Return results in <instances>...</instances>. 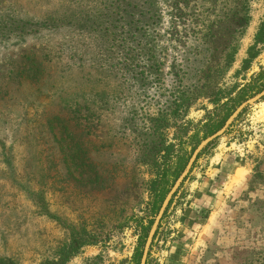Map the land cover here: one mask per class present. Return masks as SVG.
Here are the masks:
<instances>
[{
  "label": "rangeland",
  "instance_id": "rangeland-1",
  "mask_svg": "<svg viewBox=\"0 0 264 264\" xmlns=\"http://www.w3.org/2000/svg\"><path fill=\"white\" fill-rule=\"evenodd\" d=\"M262 22L264 0H0V261L136 264L140 219L264 82ZM228 128L145 264H264V97Z\"/></svg>",
  "mask_w": 264,
  "mask_h": 264
},
{
  "label": "water",
  "instance_id": "water-1",
  "mask_svg": "<svg viewBox=\"0 0 264 264\" xmlns=\"http://www.w3.org/2000/svg\"><path fill=\"white\" fill-rule=\"evenodd\" d=\"M261 97H264V90L260 91L259 93L255 94L254 96H252L251 98L247 99L246 101H244L243 103H241L232 113L231 115L226 119V121L224 122V124L222 125V127L220 129H218L216 132H214L213 134L209 135L208 137H206L204 140H202L197 147L194 149V151L192 152L190 158L187 161V164L184 168V170L182 171L181 175L178 177V179L176 180V182L174 183V185L171 187V189L169 190L168 194L166 195V197L164 198L160 209L157 213V215L155 216V219L153 221V224L150 228V231L148 233V236L146 238L143 250H142V256H141V260H140V264H145L146 262V257H147V253L150 247V243L152 241L154 232L158 226V223L165 211V208L170 200V198L172 197V195L175 193V191L178 189L179 185L182 183V181L184 180V178L187 176V174L189 173L198 153L201 151V149H203L209 142H211L213 139L221 136L224 134V132L226 131V129L228 128V126L231 124V122L234 120V118L238 115V113L242 110L243 107H245L246 105L249 104H253L256 101H258L259 99H261Z\"/></svg>",
  "mask_w": 264,
  "mask_h": 264
},
{
  "label": "trees",
  "instance_id": "trees-1",
  "mask_svg": "<svg viewBox=\"0 0 264 264\" xmlns=\"http://www.w3.org/2000/svg\"><path fill=\"white\" fill-rule=\"evenodd\" d=\"M167 9L169 10L170 15L174 16L175 18H177V15H176V14L181 13V11H179V9H178V7H177V4H176L175 2H173V1H171V2L168 3V5H167ZM178 11H179V13H178ZM246 15H247V14H245V16H246ZM244 19H247V18H244ZM244 22H245V24H246L247 21L244 20ZM243 26L245 27L246 25L243 24ZM243 26L241 25L240 28H244ZM262 32H264V22H262L261 27H260V29H259V31H258L256 37L259 36ZM203 86H204V88H205V87H206V88L209 87V85H208L207 83H204ZM262 89H264V82L258 81L256 84L252 85L247 91H244V90H243V91L241 92V94H240V98L238 99V101H237L235 107L230 108L229 111H228V112H227V113H226V114H225V115H224L219 121H217L216 123H214V126H213V128L211 129L210 133H214L215 131H217L218 129H220V128L222 127V125L224 124V122H225V120L228 118V116L232 113V111L236 108V106H238V105L240 104V101L244 100L247 96H252V95H254L255 93L261 91ZM221 92H222V90H220V89H217V90H216V92H215V94H214V103H215V104L217 103V101L220 100V98L223 97L222 94H221ZM223 94H224V91H223ZM230 127H231V126H230ZM230 127H229V128H230ZM229 128H228V130L226 131V133H228ZM200 154H201V153H200ZM200 154H199V155H200ZM199 155H198V156H199ZM187 160H188V156L185 158V160L182 161L181 166H180V168H179V172H178L177 174H179V173L184 169V167H185V165H186V163H187ZM167 191H168V189L166 190V192H167ZM166 192H165V193H166ZM164 195H165V194H164ZM164 195L161 196V200H160V201L163 200ZM159 207H160V205L157 207L156 211L154 212V215L157 214V212H158V210H159ZM153 221H154V219H153V218H150V219L148 220V224H147V225H144V223H142V219H140V224H141V226L143 227V229L146 230V231H145V235H146V236H147V234H148V232H149V230H150V228H151V225H152ZM159 226H160V225L158 224V226H157V228H156V231H155L154 235L156 234L157 229L159 228ZM146 236H145V237H146ZM151 244H152V243H151ZM141 254H142V249H141V252L139 253L138 261H137L136 264H139V259H140V257H141ZM148 256H149V253H148ZM147 260H148V257H147ZM146 263H147V262H146ZM0 264H7V263H3V262L0 261ZM8 264H12V263H8Z\"/></svg>",
  "mask_w": 264,
  "mask_h": 264
}]
</instances>
